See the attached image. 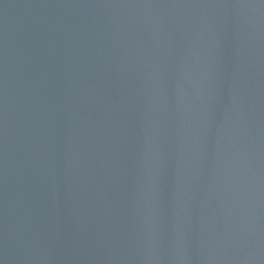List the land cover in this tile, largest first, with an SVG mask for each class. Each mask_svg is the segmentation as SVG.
Returning <instances> with one entry per match:
<instances>
[{
	"label": "water",
	"instance_id": "water-1",
	"mask_svg": "<svg viewBox=\"0 0 264 264\" xmlns=\"http://www.w3.org/2000/svg\"><path fill=\"white\" fill-rule=\"evenodd\" d=\"M0 264H264V0H0Z\"/></svg>",
	"mask_w": 264,
	"mask_h": 264
}]
</instances>
